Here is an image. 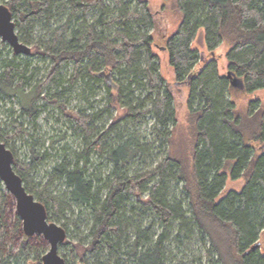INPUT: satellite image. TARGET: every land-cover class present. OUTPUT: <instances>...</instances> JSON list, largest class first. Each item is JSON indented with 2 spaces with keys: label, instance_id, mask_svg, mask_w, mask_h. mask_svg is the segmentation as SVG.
I'll list each match as a JSON object with an SVG mask.
<instances>
[{
  "label": "trees",
  "instance_id": "trees-1",
  "mask_svg": "<svg viewBox=\"0 0 264 264\" xmlns=\"http://www.w3.org/2000/svg\"><path fill=\"white\" fill-rule=\"evenodd\" d=\"M165 1L180 15L177 29L160 39L176 83H185L189 90L187 123L192 136L185 153L168 151L144 171L131 167V161L147 153V146L134 138L129 125L150 116L157 137L171 144L178 122L172 85L161 75L160 56L154 51L158 27L148 0L5 2L21 40L32 44L30 55L49 66L44 78L28 90L34 79V73L28 75L32 62L0 57V91L18 97L21 105L10 123L13 134L5 133L0 139L9 148V141L27 132L24 122H37L49 105L57 106L72 133L82 136V149L59 153L48 172V186L55 182L65 186L58 194L48 186L37 189L29 178L47 159V150L39 154L35 144H30L32 157L25 163L10 149L15 171L26 190L46 205L49 220L75 206L89 210L92 240L81 245L85 254L95 257V264H172L171 244L180 246L196 236L208 247V264H264V250L258 242L264 231V149L258 152L255 145L264 143V110L260 100L253 98L242 112L232 97L237 90L254 94L264 89V0ZM37 27L49 35L44 49L32 37ZM200 29L205 31L206 49L212 56L222 43L230 46L228 70L243 79L244 89L234 88L227 74L218 73L215 58H203L192 47ZM104 69L118 75L115 85L108 84L106 89L110 102L123 103L128 109L124 118L107 127L99 123L109 114L108 108L75 110L61 100L79 80L89 86L91 81H101ZM93 155L109 165L105 176L91 172ZM226 168L232 180L244 178L245 184L240 191L221 195L228 179ZM141 193H148V201L133 200ZM9 201L10 193L0 185V264L5 255L9 227L5 205ZM15 217L16 237L24 231L22 220ZM27 238L15 261L29 251ZM38 255L36 263L42 264Z\"/></svg>",
  "mask_w": 264,
  "mask_h": 264
},
{
  "label": "rangeland",
  "instance_id": "rangeland-1",
  "mask_svg": "<svg viewBox=\"0 0 264 264\" xmlns=\"http://www.w3.org/2000/svg\"><path fill=\"white\" fill-rule=\"evenodd\" d=\"M8 0H0V2L5 3ZM152 6L154 15H156L157 20V32L156 34V44L154 45V51H156L160 56V70L161 75H163L167 81L172 85L174 94L176 108L178 111L177 118L178 122L176 128L173 131L171 144L165 141L163 137H157L155 122L152 117L148 116L146 120L140 121L138 124L133 126L129 125V131L133 134L134 138L137 139L141 144L147 146V153L141 154L139 158L135 161H131V167L136 172L144 171L149 166L155 165L159 159L162 158L164 154L168 151H171L177 155L185 153L187 146L190 145L191 136L190 130H188V107H187V97H188V86L185 83H176L177 79L174 75V69L169 63L170 57L168 51L164 49V42L160 39L161 36L168 37L176 29L180 21V15L176 9H173L170 2L164 0H148ZM159 34V35H158ZM158 35V36H157ZM205 31L200 29L196 39L194 40L192 47L197 49L199 54L203 58L213 57L215 61L218 62V67L221 75H226L229 66V61L227 60V52L229 50V45L227 43H222L219 47H216L215 51L210 52L206 49L205 44ZM32 37L36 41L42 43V49H44V43L48 40L49 35L41 27H37L33 31ZM30 44V43H29ZM32 46V44H30ZM17 56V58L15 57ZM0 57L6 60H14L16 62L22 60H29L32 62L31 69L29 70L28 75L34 73V79L27 85V89L31 87L39 80L44 78L48 71V62L41 61L39 56L25 55V54H15L13 48L7 42L3 41L0 38ZM201 64L198 65L200 67ZM36 69L34 72L33 70ZM72 72V69L69 68L67 75L69 76ZM65 74V73H64ZM101 81L98 83L90 82V86L83 81L79 80L71 90V93L67 94L63 99L66 101L67 108L82 110L86 109L88 112H101L109 109L108 115L103 116L104 121H100L99 124L107 127L113 120H121L128 113V109L123 103H112L110 102V95L108 93L107 86L115 85L116 80H118L117 73L110 74L107 69H104L100 74ZM46 92V91H44ZM143 94H146L145 91H137ZM234 100L237 103V109H241L242 112L246 111L249 101L251 99L260 100V108L264 110V89L254 92V94H247L244 90H237L234 92ZM45 102L40 100L39 103ZM21 105L20 99L18 97L10 98L7 95L3 94L0 91V136L4 137L5 133L9 135L13 134L14 127L12 126L11 121L17 118L20 113ZM59 111L57 106L49 105L42 111L37 122L29 123L24 122V126L27 129V132L24 133L22 137L15 138L14 140L9 141V148H12L19 161L28 163L32 157V146L36 148V152L42 154L46 150L48 151L47 159L40 162L37 165L36 169L30 174V180L34 183V186L39 188H44L48 186V172L52 170L53 164H55V157L59 155L62 151L72 153V151H80L83 147L82 136L75 135L68 128L67 123L65 122L64 116ZM122 128H127L122 126ZM172 128V125L170 126ZM122 132V131H121ZM255 144V143H254ZM256 148L259 152L261 148L264 149V143L256 142ZM93 164L91 166V172L95 174L105 176L109 172V165L103 158H99L97 155L92 156ZM227 169V168H226ZM228 170V169H227ZM225 185V188L221 195L227 193L229 190L240 191L244 187L245 181L244 178L233 179L229 175L228 170V179ZM0 185L4 186L3 182L0 180ZM180 186H182L180 184ZM5 188V186H4ZM54 194H58L59 189L65 190V186H62V183L55 182L47 187ZM6 190V188H5ZM7 191V190H6ZM8 192V191H7ZM9 193V192H8ZM11 195V194H10ZM148 193H141L139 196L132 197L133 200L140 199L143 201H148ZM12 201H9L5 205L6 219L9 222L8 233L4 240V252L5 255L2 257L3 264H38L37 262V253L43 256L50 245L45 238L42 239L34 236H27L24 234L14 235V224L16 222V206L15 199L11 195ZM87 209H79L78 207H73L71 210H67L60 215L58 218L54 219V222H57L60 225H65L68 229V235L66 236V241L60 245L58 249L62 256L65 255L67 262L69 264H95V257L92 253L86 252L85 248L81 245H88L92 240V237L89 236L92 226V216L89 215L90 212ZM54 212V211H53ZM50 213L51 215L53 214ZM146 225V224H145ZM23 229V228H22ZM28 237L29 239V251L23 256L20 257L18 261H15L14 256L21 251L23 247L24 238ZM261 247L264 250V231L260 238ZM172 245V255H170L172 264H208L207 263V245L196 236L193 241H189L183 245H177L173 243ZM84 254V257H83ZM38 255V256H40ZM86 259V260H85Z\"/></svg>",
  "mask_w": 264,
  "mask_h": 264
},
{
  "label": "water",
  "instance_id": "water-1",
  "mask_svg": "<svg viewBox=\"0 0 264 264\" xmlns=\"http://www.w3.org/2000/svg\"><path fill=\"white\" fill-rule=\"evenodd\" d=\"M9 6L0 2V38L10 44L15 54H32V47L25 44L18 33L16 20ZM234 88L244 89L242 78L228 71ZM15 155L0 139V180L6 190L14 197L16 213L22 220V228L27 236L41 235L50 248L42 256V264H68L60 254L59 248L67 239V230L57 222L49 220L48 210L43 202L26 190L21 176L14 169ZM259 243L253 247L258 246Z\"/></svg>",
  "mask_w": 264,
  "mask_h": 264
}]
</instances>
